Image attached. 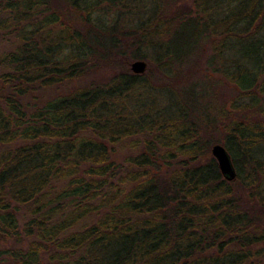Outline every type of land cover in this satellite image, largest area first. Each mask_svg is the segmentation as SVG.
<instances>
[{
	"label": "trees",
	"instance_id": "trees-1",
	"mask_svg": "<svg viewBox=\"0 0 264 264\" xmlns=\"http://www.w3.org/2000/svg\"><path fill=\"white\" fill-rule=\"evenodd\" d=\"M0 41V264H264V0H0Z\"/></svg>",
	"mask_w": 264,
	"mask_h": 264
},
{
	"label": "rangeland",
	"instance_id": "rangeland-1",
	"mask_svg": "<svg viewBox=\"0 0 264 264\" xmlns=\"http://www.w3.org/2000/svg\"><path fill=\"white\" fill-rule=\"evenodd\" d=\"M185 71H193V77L190 74L186 79L193 78L194 80L200 82L204 81V87L208 89L207 100L212 102V106L210 110H208V114L212 125L209 126L207 123L208 130L205 131L207 132L206 135L203 129L200 128V131L205 139L207 137L212 141L211 144L207 145L202 151V154L207 153L210 158H213L211 155V148L214 145L223 146L222 139L224 134V126L227 124V120L230 116L229 102L234 98V94L232 93L231 88L228 86V83L224 81L220 74L217 76V74L210 72L212 69H209L206 64H204L203 55H200L199 58L196 59L195 65L192 64L185 67ZM213 79H217V81L212 83ZM117 150L120 151V153L122 152L120 148Z\"/></svg>",
	"mask_w": 264,
	"mask_h": 264
},
{
	"label": "water",
	"instance_id": "water-1",
	"mask_svg": "<svg viewBox=\"0 0 264 264\" xmlns=\"http://www.w3.org/2000/svg\"><path fill=\"white\" fill-rule=\"evenodd\" d=\"M130 70L133 74L141 75L146 70V63L144 61L132 62ZM211 155L215 159L222 177L227 181L235 180L236 172L226 149L221 145H214L211 148Z\"/></svg>",
	"mask_w": 264,
	"mask_h": 264
}]
</instances>
